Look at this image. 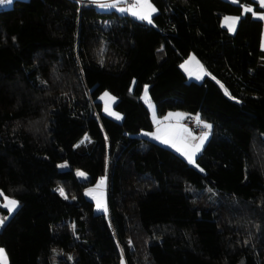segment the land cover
<instances>
[{
    "label": "trees",
    "instance_id": "1",
    "mask_svg": "<svg viewBox=\"0 0 264 264\" xmlns=\"http://www.w3.org/2000/svg\"><path fill=\"white\" fill-rule=\"evenodd\" d=\"M150 1L151 24L75 0L0 10V190L19 203L0 230L9 264H264L262 20L244 8L263 9ZM226 16L241 17L234 33ZM191 54L202 82L181 67ZM145 86L159 116L211 125L200 168L139 135L154 127ZM102 176L108 215L85 197Z\"/></svg>",
    "mask_w": 264,
    "mask_h": 264
},
{
    "label": "snow or ice",
    "instance_id": "2",
    "mask_svg": "<svg viewBox=\"0 0 264 264\" xmlns=\"http://www.w3.org/2000/svg\"><path fill=\"white\" fill-rule=\"evenodd\" d=\"M124 2L125 0H114V2H111V3H109L108 0H91V3L96 4L99 8H116L119 4H123ZM232 2L236 3L237 0H232ZM11 3H12V0H0V6L11 4ZM259 3L261 7H264V0H259ZM118 10L121 12H128L129 14L136 17L137 19L145 20L149 24L152 23V15L156 11L154 6L151 4L150 0H133L130 6L120 7ZM244 11L251 12L252 9L250 7H245ZM253 14L255 15V13ZM258 18L264 20V15H260ZM239 19L240 17H234V18L225 17L224 23L222 26H226L229 32H233L235 31V25ZM194 61H195V57H190L189 61H187L185 65H181V67L184 68V70L188 72L190 76L193 75V72L189 70L188 65L192 64ZM196 66L198 69L197 74H196L197 79H200L201 75L208 74L204 71L202 66H199L198 62H196ZM225 95H229L227 90H225ZM105 97H107L108 100H114V98L108 96L107 93H105ZM143 98L145 100V103H148L149 107H151V103L148 98L147 86H145ZM229 98L232 99L231 96H229ZM105 111L110 116H113L115 119L117 120L121 119V116L119 114L112 111L111 104L108 103L107 101L105 103ZM169 117L171 118L172 114H169ZM175 118L179 120V119H183L184 117L182 116V114L177 113L175 114ZM195 120L197 121L198 124L200 123L199 116L195 117ZM202 127L205 129H209V130L211 129V125L207 123L202 124ZM181 131L182 133H186L187 135L181 136L178 142L175 139L177 136L176 132H170L167 135H161V130L158 128L157 132L152 135H153V139L160 140L161 143L170 144L172 147L176 148V151L180 152V154L187 159L189 164L195 165V157L197 153L201 151L202 146L209 135V132L206 131L203 133V135L197 138V137L192 136L189 130L186 128L182 129ZM87 139L88 137L85 136L84 140H87ZM84 140H82L81 143H83ZM195 140H198L199 142L192 143V141H195ZM61 167H63V165H61ZM201 171L203 170L201 169ZM77 175L83 176L84 173H77ZM104 184H105V180L101 179L98 182L96 189L89 190V192L86 193V195L91 196L96 201V207L98 210H103L105 213H107V207L102 198ZM98 190H99V194H97ZM59 194L65 199H67V196L63 188L59 189ZM0 196L3 197V202L0 203V208L7 209L8 214L10 216L18 207V201L5 196L3 192H0ZM7 218H8L7 216L0 218V226L3 225L4 220ZM0 264H8L7 255L3 249H0Z\"/></svg>",
    "mask_w": 264,
    "mask_h": 264
},
{
    "label": "rangeland",
    "instance_id": "3",
    "mask_svg": "<svg viewBox=\"0 0 264 264\" xmlns=\"http://www.w3.org/2000/svg\"><path fill=\"white\" fill-rule=\"evenodd\" d=\"M13 1H14V0H12V3H11V4H7V5H2V6H0V10H4V9H7V8H10V7L13 5ZM150 2H151V1H150ZM151 4H152V3H151ZM152 5H153V4H152ZM119 8H120V6L117 7L116 9H117V11H118L120 14L125 13V12H121V11H119V10H118ZM154 8H155V6H154ZM100 10H101V9H100ZM234 32H235V31H233L232 33H234ZM190 57H195V61H194L192 64H189V65H188L189 70L193 72V75L190 76L189 73L186 72V71L184 70V68H182V69H183V71L186 73V75H187V77H188L189 80H193V81H197V82H202L206 75H201V78H200V79H197V78H196V74H197V71H198L197 66H196V62H198L199 66H202V68L204 69V71H205L206 73H208V71H207V69L205 68L204 64H203V63H202V62H201V61L195 56V54H191V55H190V56H189V57H188V58L182 63V65H185L186 62L189 61ZM207 75H208V74H207ZM144 90H145V89H144ZM147 92H148V87H147ZM105 93H107L108 96L114 98V100H108V98L105 97ZM143 97H144V91H143V94H142V99H143V101H144V103H145V100H144ZM148 98H149V100H150L151 107H149V104H148V103H145V104H146V106L148 107V109L150 110V113H152L151 120H152V123H153L154 127H153V129H152L151 131H142V133H141L142 136L145 137V138L151 139V140H153V141H155V142H158L160 145H162V146H164V147L170 148L171 150H173L174 152H176L178 155H180L182 158H184V159L186 160V162L188 163L187 159H186L184 156H182V155L180 154V152L176 151V148L172 147L170 144L161 143L160 140H158V141H157V139L154 140V139H153V135H152V134L156 133V132H157V129L159 128V129L161 130V135H167V134L170 133V132H176V133H177V136H176L175 139L177 140V142L179 141V139H180L181 136H186L187 134H186V133H182V131H181V130L184 129V128H182V126L178 123V121H176V118H175V114H177V113H182V111H180V110L170 111L169 114H172V117H171V118L169 117V114H168V113H167L166 116H162V117H161V116H159V115L157 114L156 104L151 100L150 95H149V92H148ZM99 100H100V101L102 102V104H103V113H104L105 115H107V116H109V117L115 119L113 116H110V115L105 111V103H106V101H107L108 103L111 104V109H112V111L115 112V113H117V114H119V115L121 116V119H119L118 121H121V120H122L123 115H122L121 113H119L117 110H115V103H116V100H117V99H116V97H115L113 94H111L110 92H104V93L100 96V99H99ZM115 120H117V119H115ZM204 123H205V122L200 121V124H201V125L204 124ZM186 129H188L189 132L191 133V135L194 136V137H197V138H198V137H200L201 135H203V133H198V132H196V131H194V130H191V129H189V128H186ZM210 130H211V129H210ZM210 136H211V132H209V135H208L207 139L205 140V142H204V144H203V146H202L201 151H200L199 153H197V155H196V157H195V165H193V164H189V163H188L190 166H193V167H196V168H200V166H199V164H198V158H199V156L201 155V153L203 152V149H204L206 143L208 142ZM198 142H199L198 140L192 141V143H198ZM101 179H104V180H105V184H104L103 192H102V198H103L104 203L106 204V207H107V213H105L103 210H98L97 207H96V201H95L91 196L86 195V193H88L89 190L96 189L97 184H98V182H99ZM98 182L96 183V185H94V186H92V187H89V188H87V189L85 190V197H86L88 200H90V201H92V202L94 203V211H95L96 214H106V215H108V212H109V211H108V199H107V184H108L107 177L102 176V177L98 180ZM0 192H3V191L0 190ZM3 193H4V192H3ZM97 194H99V190H98ZM4 195L7 196V197H9V198H11V199H15L16 201H18L16 198L10 197V196L6 195L5 193H4ZM2 202H3V197L0 196V203H2ZM18 206H19V203H18ZM17 208H18V207H17ZM17 208H16V210H17ZM4 209H5V208H4ZM16 210H15V211H16ZM15 211H14V212H15ZM14 212H13V213H14ZM13 213H12V214H13ZM12 214H11V215H12ZM11 215H10V216H11ZM6 216L9 217V214H4V213H1V212H0V218L6 217ZM1 229H2V226H0V230H1ZM0 249H3V250L5 251V253H6V255H7V252H6L5 248H3V247L0 246ZM7 259H8V255H7ZM8 264H9V259H8ZM121 264H127L126 260L123 259Z\"/></svg>",
    "mask_w": 264,
    "mask_h": 264
},
{
    "label": "crops",
    "instance_id": "4",
    "mask_svg": "<svg viewBox=\"0 0 264 264\" xmlns=\"http://www.w3.org/2000/svg\"><path fill=\"white\" fill-rule=\"evenodd\" d=\"M229 1H232V0H229ZM254 1H256L257 3H258V5H259V7L261 8V9H263V10H255L254 9V7H252V6H245V7H250L251 9H252V11L251 12H245L244 11V13H249V14H251L252 15V17L254 18V19H259L258 17L260 16V15H264V7H261L260 6V3H259V0H254ZM108 2L109 3H111V2H114V0H108ZM128 3H127V5H124V6H121L120 4L117 6V7H128V6H130V4L133 2V0H128L127 1ZM124 3H126V1L124 2ZM154 6V5H153ZM116 7V8H117ZM99 8V7H98ZM116 8H99V9H102V10H105V11H110V10H117ZM156 9V8H155ZM253 13H255V15L253 14ZM123 14H127L128 16H130V17H132V18H135V19H137L136 17H134V16H132L131 14H129L128 12H125V13H123ZM156 14V11H155V13H153V15H152V18H153V16ZM226 17H240V16H226ZM240 19H241V17H240ZM240 19L238 20V22L236 23V25H235V30H236V28H237V26H238V24H239V21H240ZM137 20H140V19H137ZM259 20H262V19H259ZM141 21H144V22H147V21H145V20H141ZM148 23V22H147ZM223 23H224V19H223V22H222V25H223ZM224 28H226V29H228L226 26H223ZM261 47H262V49L264 50V20H262V36H261ZM170 112V111H169ZM169 112H168V114H169ZM151 114V116H152V113H150ZM179 114H182V116L184 117L183 119H176V121H178V123L182 126V128H188V127H186L184 124H183V121L186 119V118H188V117H197V116H189L186 112H184V111H182V113H179ZM167 115V114H166ZM165 115V116H166ZM140 136H142V134L140 133L139 134ZM155 140V139H154ZM158 141V140H157Z\"/></svg>",
    "mask_w": 264,
    "mask_h": 264
},
{
    "label": "built area",
    "instance_id": "5",
    "mask_svg": "<svg viewBox=\"0 0 264 264\" xmlns=\"http://www.w3.org/2000/svg\"><path fill=\"white\" fill-rule=\"evenodd\" d=\"M75 1L78 3V5L80 7H82V6H97L96 4L91 3V0H75ZM125 1H126V3L120 4V5L121 6L127 5V3H128L127 1L128 0H125ZM183 124L186 127H188L189 129L194 130V131H196L198 133H204L206 131L207 132H211V130L203 128L200 123L198 124L194 117L186 118L183 121Z\"/></svg>",
    "mask_w": 264,
    "mask_h": 264
}]
</instances>
